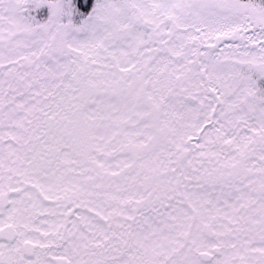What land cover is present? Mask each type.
<instances>
[{
	"label": "snow or ice",
	"instance_id": "snow-or-ice-1",
	"mask_svg": "<svg viewBox=\"0 0 264 264\" xmlns=\"http://www.w3.org/2000/svg\"><path fill=\"white\" fill-rule=\"evenodd\" d=\"M0 264H264V0H0Z\"/></svg>",
	"mask_w": 264,
	"mask_h": 264
}]
</instances>
